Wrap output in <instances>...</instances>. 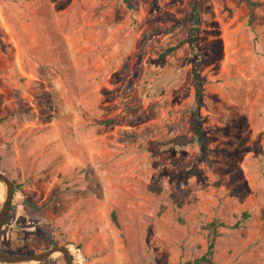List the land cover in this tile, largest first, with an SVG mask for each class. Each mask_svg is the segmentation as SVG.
Segmentation results:
<instances>
[{"label":"rangeland","instance_id":"374dc122","mask_svg":"<svg viewBox=\"0 0 264 264\" xmlns=\"http://www.w3.org/2000/svg\"><path fill=\"white\" fill-rule=\"evenodd\" d=\"M0 171L3 251L264 264V0H0Z\"/></svg>","mask_w":264,"mask_h":264},{"label":"water","instance_id":"95a60500","mask_svg":"<svg viewBox=\"0 0 264 264\" xmlns=\"http://www.w3.org/2000/svg\"><path fill=\"white\" fill-rule=\"evenodd\" d=\"M0 180H3L7 185L6 199L3 203L2 209L0 210V226H1L7 214L9 206L11 204V199L14 192V185L13 182L1 171H0ZM56 251H59L63 254L66 264H72L71 255L69 253L67 246L64 244H55L49 248L43 249L41 251L29 255L9 253L0 249V260L5 262H25L32 260L42 261Z\"/></svg>","mask_w":264,"mask_h":264},{"label":"trees","instance_id":"16d2710c","mask_svg":"<svg viewBox=\"0 0 264 264\" xmlns=\"http://www.w3.org/2000/svg\"><path fill=\"white\" fill-rule=\"evenodd\" d=\"M193 14H194V17L197 18L198 17V14H199V10H198V4L197 2H194L193 3ZM172 49V47H169L168 50ZM198 131V138L199 140L202 141V136L200 134V128L198 127L197 129ZM183 137H175L173 139H171L173 142H179ZM17 186H15L14 188V191L16 189ZM150 189L156 191V192H159L161 190L160 186L158 185H150L149 186ZM262 214L264 215V209L262 211ZM113 218L115 219V215H113ZM223 224L222 222L220 221H217V220H213L211 223L208 224V228H210V232L208 234V248H207V251L195 258L191 264H199L200 262L202 261H209L210 260V255L212 254V250H213V247L215 245V236H216V233H217V227L218 225H221ZM122 264H130V263H122Z\"/></svg>","mask_w":264,"mask_h":264}]
</instances>
